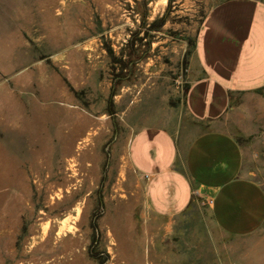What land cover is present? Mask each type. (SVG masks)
Masks as SVG:
<instances>
[{"label": "rangeland", "instance_id": "1", "mask_svg": "<svg viewBox=\"0 0 264 264\" xmlns=\"http://www.w3.org/2000/svg\"><path fill=\"white\" fill-rule=\"evenodd\" d=\"M221 1L0 0V264H264V221L149 214L126 166L140 128H207L183 94ZM220 128L264 191V86L233 92Z\"/></svg>", "mask_w": 264, "mask_h": 264}, {"label": "crops", "instance_id": "2", "mask_svg": "<svg viewBox=\"0 0 264 264\" xmlns=\"http://www.w3.org/2000/svg\"><path fill=\"white\" fill-rule=\"evenodd\" d=\"M183 94L186 111L205 126H147L129 138L126 166L149 214L172 218L191 204L222 231L242 235L264 221V191L243 170L241 145L220 128L233 92L264 86V2L225 0L205 14L195 36Z\"/></svg>", "mask_w": 264, "mask_h": 264}, {"label": "built area", "instance_id": "3", "mask_svg": "<svg viewBox=\"0 0 264 264\" xmlns=\"http://www.w3.org/2000/svg\"><path fill=\"white\" fill-rule=\"evenodd\" d=\"M204 204L210 205L212 203V200L209 199H203L202 201Z\"/></svg>", "mask_w": 264, "mask_h": 264}]
</instances>
